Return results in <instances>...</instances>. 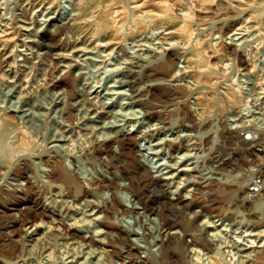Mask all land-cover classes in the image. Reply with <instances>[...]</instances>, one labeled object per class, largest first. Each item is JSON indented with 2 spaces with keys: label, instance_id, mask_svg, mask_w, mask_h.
I'll list each match as a JSON object with an SVG mask.
<instances>
[{
  "label": "clouds",
  "instance_id": "obj_1",
  "mask_svg": "<svg viewBox=\"0 0 264 264\" xmlns=\"http://www.w3.org/2000/svg\"><path fill=\"white\" fill-rule=\"evenodd\" d=\"M0 264H264V0H0Z\"/></svg>",
  "mask_w": 264,
  "mask_h": 264
},
{
  "label": "bare ground",
  "instance_id": "obj_2",
  "mask_svg": "<svg viewBox=\"0 0 264 264\" xmlns=\"http://www.w3.org/2000/svg\"><path fill=\"white\" fill-rule=\"evenodd\" d=\"M133 143H135V139L132 140ZM42 210L39 208H32V207H23L20 209L21 213H24L28 220H31L34 216L38 215ZM23 224V220H21L17 224V228L21 227Z\"/></svg>",
  "mask_w": 264,
  "mask_h": 264
},
{
  "label": "rangeland",
  "instance_id": "obj_3",
  "mask_svg": "<svg viewBox=\"0 0 264 264\" xmlns=\"http://www.w3.org/2000/svg\"><path fill=\"white\" fill-rule=\"evenodd\" d=\"M23 225V224H22Z\"/></svg>",
  "mask_w": 264,
  "mask_h": 264
}]
</instances>
